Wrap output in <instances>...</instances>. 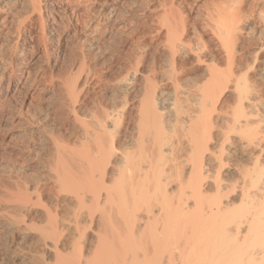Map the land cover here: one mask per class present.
<instances>
[{
	"label": "bare ground",
	"instance_id": "1",
	"mask_svg": "<svg viewBox=\"0 0 264 264\" xmlns=\"http://www.w3.org/2000/svg\"><path fill=\"white\" fill-rule=\"evenodd\" d=\"M152 1L140 4L153 14L157 7L146 5ZM245 1L204 0L193 16L177 0H157L164 33L155 32L158 45L138 43L135 63L126 61L118 73L121 105L81 120L75 103L99 73L83 60L75 64L81 68L67 86L74 94L69 112L80 124L72 135L27 129L41 112L15 116L10 95L24 72L0 61V84L10 82L0 88V131L12 137L19 124L24 129L14 136L48 149L32 178L0 191V203L14 214L11 229L38 232L40 264H264V0H250L246 12ZM100 2L99 21L86 19L92 34L121 11L116 0ZM44 8L43 0H0V27H14L16 46L28 40L32 21L46 35L51 13ZM207 33L224 56L204 41ZM246 36L253 53L236 49ZM227 89L231 104L223 98ZM39 210L41 226L32 218Z\"/></svg>",
	"mask_w": 264,
	"mask_h": 264
},
{
	"label": "rangeland",
	"instance_id": "2",
	"mask_svg": "<svg viewBox=\"0 0 264 264\" xmlns=\"http://www.w3.org/2000/svg\"><path fill=\"white\" fill-rule=\"evenodd\" d=\"M80 1H82V3ZM109 1L111 2V0ZM128 1L130 2L128 3ZM139 1L140 0H116L117 6H119V9L121 8V11H117L118 13L115 15H118L116 19L117 22L115 18L113 19L115 21L112 20V22V18L110 19V22H107L106 19H102L101 22L104 21V26H108L109 28L106 29L107 27H104L105 29L102 28L101 30H97L94 34L91 32L93 27L86 23V19H89V17L91 19L94 18L93 21L91 19L87 20L88 22L92 21L94 23L95 21H99L97 16L99 15L98 17H100V0H43V7H46V9H43V14L46 15L51 13L50 17L47 18L48 20L44 22L47 31L46 35L42 32L43 30L40 21H32L24 32L25 35L27 34L26 36L28 37V40L24 41L22 38L19 46H16L15 43H13V40H15V37L17 36V33L13 32L15 31L14 27H0V61L8 60L7 62L2 61L3 64L6 63L5 67L7 70L11 72L12 70H14L13 72L22 71L24 72L23 74L25 77L23 80L24 83L19 86L18 92H15L16 86L12 87L13 91L10 95L11 100L9 104L15 110V116L20 117L22 116L20 115L21 112H23L22 114L24 117L22 116V118H25L27 115L31 116L33 110L41 112V114H37V117H39L38 120H40L39 123L28 126V130L34 127L43 133L50 130L54 134L61 133L64 135H72L76 133V125L78 126L80 121H75L73 114L69 112V107L73 105L72 100L74 94L69 92L70 89L67 86L72 78H75L79 74L78 68L80 69L81 67L75 66V64H80V61L83 63L82 60L88 68L87 70L92 68L93 71L95 70L96 73L99 74H96L95 77L91 79L88 87L86 85V90L84 89L85 92L83 90L80 94V100L77 104L75 103L79 114L81 113L79 116L80 119L82 118L81 120L83 121H91L93 118L92 115H99V113L102 114L104 108H107L109 105L110 107L113 106L111 104L112 102L113 104L115 103L114 105L117 103V105H119L121 103L119 87L117 85L119 82L118 73L127 65V62L130 59L132 64L135 63L136 57L134 55L142 42H144L143 44L145 46H148L147 44L151 46L153 43H157L158 45V36H154V34L157 30L160 33H164V28L159 31L163 12H161L162 10L158 7L157 0H153L151 3L146 4L152 6L151 8L155 6L160 9L154 7L156 10L154 9L155 13L153 11V14L149 9L145 8L146 11L144 10V6L142 7L141 5L143 0H141L142 2L140 1L141 4ZM201 1L203 2L204 0H177V3H182L181 6L185 13L188 12L189 14L192 12L191 14L194 16V14H197V10L199 12L197 7L199 2L203 4ZM194 2L197 3L194 4ZM250 2V0H246L244 2L246 4L243 3V10H245V12L247 11L246 9L251 6L249 5L251 4ZM79 3L81 4L80 8H78ZM16 7L15 11H18L17 15H20L21 18L27 16L25 15V9L22 8L21 5L18 4ZM73 9L76 15L72 14ZM141 11H145L144 13L146 15ZM19 12H22V15L19 14ZM81 15L83 16L81 17ZM76 17L79 21H77ZM130 23H132V25ZM202 24V22L198 24V27L201 29H199L200 31H203L204 26ZM87 26H89L90 29ZM158 32L156 34H158ZM211 36L212 35L208 33L207 35L205 34L203 36L204 41H206L208 46L215 50V52L219 50L217 51V53H219L218 55H221V57L224 56L225 49L219 45V41L216 42V39L213 40V37ZM246 37L243 38L242 41L239 39L240 41L237 42L236 49H243L245 47L242 51L253 53L251 51V49L254 48L253 40L250 37ZM189 38L196 41L198 35L195 36L194 31H192ZM154 40L155 42H152ZM244 42L247 43L244 44ZM247 45L248 48L246 47ZM162 49L163 48H161V50ZM149 52L150 53L147 57L148 61L150 60L153 51L150 50ZM127 56H129V59ZM259 57V64L264 66V53L260 54ZM22 59H24V64L20 63ZM147 65L148 63H144L140 68L147 69ZM222 65V67H226L225 63H222ZM17 66L22 70L16 69ZM86 67L83 68L86 70ZM82 71H84V69ZM263 73L264 72H262V75ZM257 81L258 83H263V80L259 78ZM4 82L3 84H0V88H5L10 84L8 80H5ZM31 82L33 83V86L30 87ZM262 86L264 88V85ZM31 97H33V99ZM223 98L230 104L233 103V89H227L224 92ZM25 114L27 115L25 116ZM30 119H32V117ZM16 125L19 126V124ZM18 126L11 131V134L13 135L12 137H4L3 132L0 131V191L3 188L5 189L10 183H12V181L15 183L16 181L19 182L20 179L22 181L24 178H30V176L32 178V174L35 175L40 169V158H43L48 152L47 148L46 150H43L44 152L39 150L42 144L40 145V143H38L39 141H36L35 144L28 139L27 135H24L21 138L14 136L24 129L23 126H19L20 129ZM55 131H57V133H55ZM4 205L2 202L0 203V264H40L36 256L38 251H41L40 248H42V245H40L38 240V232L35 230H29V233L13 231L9 224V220L11 217H14V214H12V212H7L8 210L6 209L8 208ZM64 211L65 210H63V212ZM63 212L61 211V214ZM64 213H67V211ZM41 215L42 211L40 210L32 213V218L35 219L38 226L41 224ZM88 237L89 243L91 240H94V235L92 233H90ZM50 258L52 257L50 256Z\"/></svg>",
	"mask_w": 264,
	"mask_h": 264
}]
</instances>
